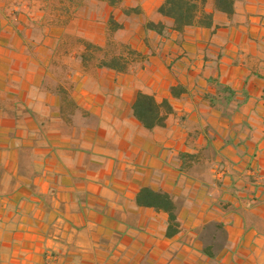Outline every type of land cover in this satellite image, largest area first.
<instances>
[{"label":"crops","instance_id":"crops-1","mask_svg":"<svg viewBox=\"0 0 264 264\" xmlns=\"http://www.w3.org/2000/svg\"><path fill=\"white\" fill-rule=\"evenodd\" d=\"M51 1L0 0V264H264V0L182 32L164 0H77L68 18ZM11 9L23 27L49 23L41 45L19 46ZM111 16L140 53L126 69L61 46L68 34L105 46ZM138 90L169 100L165 126L135 118ZM143 186L179 202L178 234L137 204ZM212 219L229 235L216 257L198 237Z\"/></svg>","mask_w":264,"mask_h":264},{"label":"trees","instance_id":"trees-1","mask_svg":"<svg viewBox=\"0 0 264 264\" xmlns=\"http://www.w3.org/2000/svg\"><path fill=\"white\" fill-rule=\"evenodd\" d=\"M74 1V0H73ZM110 5L120 4L122 0H105ZM236 0H164L158 7V12L172 20V29L178 32L184 31L188 26H201L211 28L215 26V14L218 12L232 15L235 12ZM148 29L157 32H163L167 27L163 21L149 20L145 23ZM121 27V24L115 20L113 16L109 19V30L114 31ZM112 29V30H111ZM111 41L109 40L108 43ZM126 50L114 51L108 53L99 59L101 66H109L124 70L129 67L128 55L133 57L139 56L140 53L128 43H119ZM85 49L102 47L92 41L84 42ZM81 53V58L86 60ZM135 60V59H134ZM219 91L224 93H232L233 90L223 83H218ZM180 86H173L171 91L173 95L180 92ZM132 110L135 118L139 120L145 127L152 129L156 126H165L166 119L169 114H173L171 103L168 99L157 101L155 96L150 93L137 91L135 101L132 105ZM185 156L191 160L194 154L186 153ZM138 205L152 207L158 212H163L167 215L166 235L169 237L175 236L181 230V220L179 218V202L168 191L163 189H154L151 186L141 187L136 195ZM202 234L203 241L202 252L210 257H216L223 248L227 245L229 235L225 224L221 220L212 219L206 222L199 230ZM204 233H207L204 237Z\"/></svg>","mask_w":264,"mask_h":264},{"label":"rangeland","instance_id":"rangeland-1","mask_svg":"<svg viewBox=\"0 0 264 264\" xmlns=\"http://www.w3.org/2000/svg\"><path fill=\"white\" fill-rule=\"evenodd\" d=\"M16 3H19L18 6H21V4H23L25 2V0H15ZM52 5L51 8L48 7V10L51 12V10L53 9L54 13H58L60 12L61 14H64L67 18L70 17L71 15H73V11L75 6H77L78 1L77 0H53L51 1ZM36 5L38 6L40 3V0H36ZM37 8V7H36ZM58 8H60V11H57ZM13 9L10 10V13L12 12ZM35 11V10H34ZM33 11V15H35ZM13 15V16H12ZM10 21H9V25L11 27H13L14 29H16L17 31V37L19 38V46L20 47H24L27 46L29 48H33V47H37L39 45H41L43 43V40L40 38V33H41V28L42 26H44V24H49V23H41L38 21H29L28 24L24 26V22L21 21L18 16L17 13L12 12L11 16H10ZM53 23V22H51ZM54 24H56L54 22ZM63 24V23H61ZM67 24V23H64ZM22 26V27H21ZM112 30V29H111ZM111 41L110 43H108V41ZM86 41V39L83 38H79L77 36H75L74 34H68L67 36H64V40L61 43V46L63 47H70L72 54H73V50H77V51H81V53H83L82 55H84L85 59L84 61H87L89 63H95L97 61H99V59H101V57H103L104 55L108 53H112L114 51H124L126 53V50L124 49V47L121 45H119V42H117V39L113 37V33L111 31V35L108 38V41L106 43L107 46L102 47L101 49H94V48H89L88 50L85 49L84 46V42ZM60 44V43H59ZM81 54H79V57ZM128 59H129V63L133 64L136 60L137 57H133L132 55H128ZM135 59V60H134ZM50 79L54 81H56L57 79V75H53V76H49ZM212 149H208L205 151V155L210 157L212 156ZM210 166V165H209ZM202 169L207 167L206 166H200ZM200 169V168H199ZM201 233H198V237L201 238ZM205 235H207V233H204V237Z\"/></svg>","mask_w":264,"mask_h":264},{"label":"built area","instance_id":"built-area-1","mask_svg":"<svg viewBox=\"0 0 264 264\" xmlns=\"http://www.w3.org/2000/svg\"><path fill=\"white\" fill-rule=\"evenodd\" d=\"M251 173H253L252 170H251Z\"/></svg>","mask_w":264,"mask_h":264}]
</instances>
